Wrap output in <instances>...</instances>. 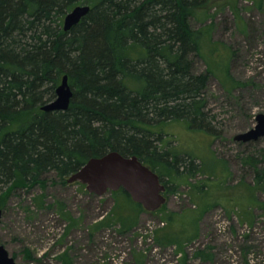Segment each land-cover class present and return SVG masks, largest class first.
Returning <instances> with one entry per match:
<instances>
[{"label":"trees","instance_id":"trees-1","mask_svg":"<svg viewBox=\"0 0 264 264\" xmlns=\"http://www.w3.org/2000/svg\"><path fill=\"white\" fill-rule=\"evenodd\" d=\"M208 1L0 0V207L15 189L44 185L50 172L65 181L110 151L137 155L163 183L170 172L214 173L215 164L209 169L167 147L154 128L178 120L216 133L205 98L212 71L196 69L203 31L192 25ZM79 4L91 10L65 30L66 14ZM65 75L70 106L42 109ZM245 162L255 176L248 187L264 192V164L255 154ZM113 192L122 197L95 228L114 217L133 228L131 213L143 205L123 188ZM124 197L137 207L126 203L117 215Z\"/></svg>","mask_w":264,"mask_h":264},{"label":"rangeland","instance_id":"rangeland-1","mask_svg":"<svg viewBox=\"0 0 264 264\" xmlns=\"http://www.w3.org/2000/svg\"><path fill=\"white\" fill-rule=\"evenodd\" d=\"M192 25L203 31L196 69L212 71L205 98L216 133L178 120L154 128L167 147L215 164L214 173L170 172L166 204L133 211L128 229L116 217L95 228L122 194L98 195L50 172L44 185L15 189L2 206L0 244L18 264H264V192L248 187L255 176L245 162L255 154L264 164V137L235 139L264 113V0H209ZM126 203L134 204L124 197L117 215Z\"/></svg>","mask_w":264,"mask_h":264},{"label":"water","instance_id":"water-1","mask_svg":"<svg viewBox=\"0 0 264 264\" xmlns=\"http://www.w3.org/2000/svg\"><path fill=\"white\" fill-rule=\"evenodd\" d=\"M90 10L89 4L75 6L64 18L65 30L78 24ZM72 96L69 77L65 75L57 88L56 98L44 104L42 109L65 110L70 106ZM256 120V125L251 130L239 133L235 139L247 142L264 137V113H259ZM67 179L68 182L86 184L90 192L98 195L123 188L148 211L159 210L167 202V187L160 175L137 155L125 156L119 151H110L103 156L92 157ZM2 216L3 208L0 207V221ZM0 264H18L3 244H0Z\"/></svg>","mask_w":264,"mask_h":264}]
</instances>
